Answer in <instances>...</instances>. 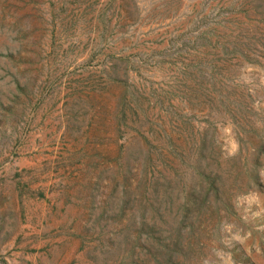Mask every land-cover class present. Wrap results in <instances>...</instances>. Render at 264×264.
Masks as SVG:
<instances>
[{"label": "rangeland", "instance_id": "rangeland-1", "mask_svg": "<svg viewBox=\"0 0 264 264\" xmlns=\"http://www.w3.org/2000/svg\"><path fill=\"white\" fill-rule=\"evenodd\" d=\"M0 264H264V0H0Z\"/></svg>", "mask_w": 264, "mask_h": 264}]
</instances>
